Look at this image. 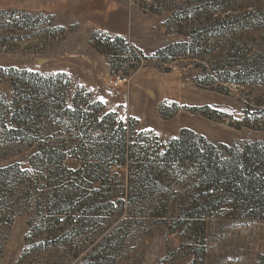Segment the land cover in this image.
Listing matches in <instances>:
<instances>
[{"label": "rangeland", "instance_id": "374dc122", "mask_svg": "<svg viewBox=\"0 0 264 264\" xmlns=\"http://www.w3.org/2000/svg\"><path fill=\"white\" fill-rule=\"evenodd\" d=\"M117 1L114 28L125 22L124 35L69 18L62 0H0V95L11 98L10 68L64 73L70 101L84 90L105 106L102 116L114 112L126 128L161 142L184 128L230 145L264 140V0ZM183 42L191 47L171 48ZM118 74L129 81L114 88ZM30 154L0 166L28 168ZM112 173L111 186L84 179L80 190L114 195V208L83 216L81 229L68 220L80 211L61 215V243L40 231L47 224L35 210L23 213L0 231V264H264V219L223 212L185 221L140 209L144 203L118 211L126 169Z\"/></svg>", "mask_w": 264, "mask_h": 264}, {"label": "trees", "instance_id": "16d2710c", "mask_svg": "<svg viewBox=\"0 0 264 264\" xmlns=\"http://www.w3.org/2000/svg\"><path fill=\"white\" fill-rule=\"evenodd\" d=\"M191 44L171 48L183 52ZM5 73L12 95H0V159L31 154L28 168L19 162L0 166V231L35 210L40 224H47L40 231L61 243L68 237L57 227L61 215L75 217L80 211L79 219L68 220L81 229L87 225L83 216L114 208V195L80 190L84 179L111 186L114 169H126L127 178L118 211L144 203L147 208L140 209L184 214L185 221L223 212L264 219V140L230 145L184 128L164 143L126 128L114 112L102 116L105 106L91 103L84 90L70 101L72 84L64 73L18 68ZM33 201L38 205L31 208ZM80 229L73 235L85 232Z\"/></svg>", "mask_w": 264, "mask_h": 264}, {"label": "crops", "instance_id": "0c3cea01", "mask_svg": "<svg viewBox=\"0 0 264 264\" xmlns=\"http://www.w3.org/2000/svg\"><path fill=\"white\" fill-rule=\"evenodd\" d=\"M64 4L60 7L66 10L69 18L82 17L83 22L90 25H95V29L103 30L105 32L124 35L127 32V26L125 22L121 29H115V13L116 5L123 7L117 0H62ZM91 10H96L98 18L93 19L91 16ZM87 19V21H85ZM123 21H125L123 19ZM122 21V22H123ZM177 137V136H176Z\"/></svg>", "mask_w": 264, "mask_h": 264}, {"label": "built area", "instance_id": "2783aa9c", "mask_svg": "<svg viewBox=\"0 0 264 264\" xmlns=\"http://www.w3.org/2000/svg\"><path fill=\"white\" fill-rule=\"evenodd\" d=\"M129 81L128 77L123 74H118L111 78L110 84L114 88H119Z\"/></svg>", "mask_w": 264, "mask_h": 264}, {"label": "snow or ice", "instance_id": "6c2138e0", "mask_svg": "<svg viewBox=\"0 0 264 264\" xmlns=\"http://www.w3.org/2000/svg\"><path fill=\"white\" fill-rule=\"evenodd\" d=\"M103 100V98H101Z\"/></svg>", "mask_w": 264, "mask_h": 264}]
</instances>
